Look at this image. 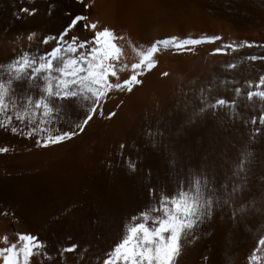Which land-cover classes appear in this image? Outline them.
Instances as JSON below:
<instances>
[{
    "label": "bare ground",
    "instance_id": "obj_1",
    "mask_svg": "<svg viewBox=\"0 0 264 264\" xmlns=\"http://www.w3.org/2000/svg\"><path fill=\"white\" fill-rule=\"evenodd\" d=\"M73 14L124 37L117 41L121 67L138 59L140 46L158 39H201V34L221 39L154 53V67L139 77L142 83L112 91L71 139L42 147L18 121L12 122L16 133L0 128V147L6 148L0 153V213H9L0 214V238H6L0 247L14 242L17 232H28L51 257L37 256L30 264H98L97 257L122 238L129 218L152 202L149 187L171 194L199 171L217 187L231 191L240 183L243 190L232 207L220 200L195 240L182 239L176 264H248L264 236V122L253 119L264 113V99L246 95L264 77V0H0V63L55 47ZM90 35L75 27L68 38ZM129 74L120 72V78ZM202 97L209 102L235 97L237 103L231 113L208 111L186 123ZM83 111L66 105L54 130H68ZM149 129L157 135L150 136ZM242 153L247 161L240 180L234 172ZM242 205L233 220V210ZM70 243L78 249L62 259L60 249ZM258 254L264 257V247Z\"/></svg>",
    "mask_w": 264,
    "mask_h": 264
},
{
    "label": "snow or ice",
    "instance_id": "obj_2",
    "mask_svg": "<svg viewBox=\"0 0 264 264\" xmlns=\"http://www.w3.org/2000/svg\"><path fill=\"white\" fill-rule=\"evenodd\" d=\"M84 8L88 9L89 5L85 4ZM20 11L31 14L35 10ZM75 27L90 31V37L81 40L71 36L69 39L68 35ZM121 39L124 37L117 36L112 29L102 27L97 30V24L89 23L85 15L73 14L55 37V47L39 56H32L27 51L18 53L8 62L0 63V128L8 127L16 133L18 129L12 127V122L18 121L24 125L28 135L36 136V144L42 147L71 139L100 111V105L112 91H131L134 85L142 83L139 77L154 67V53L168 47L179 49L202 41L212 42L221 37L201 34V39L178 41L176 36L158 39L150 46H140L138 59L130 64L125 63L123 67L120 65L123 49L117 43ZM48 40L49 37L45 36L42 42L47 43ZM224 47L231 48L232 45ZM133 50L136 51L135 47ZM222 50L215 49L217 52ZM233 67L232 64L227 65L229 69ZM129 71L131 74L126 78H120V72ZM253 87L257 91H247V97L264 99V77L260 84ZM235 92L240 94L241 90L237 88ZM236 103L235 97L231 100L218 97L211 102L202 97L200 107L185 118L186 123L199 119L208 111L231 113ZM73 104L84 109L79 121L74 122L68 130H54L53 126L63 114L65 106L71 107ZM112 115V112L108 113L109 117ZM253 119L264 122V113ZM149 135L155 137L157 132L149 129ZM5 151L6 148L0 147V153ZM246 161L247 153H242L234 172L240 180L244 179L241 173L245 170ZM127 167L134 169V163L127 160ZM242 190L240 183H234L231 191L224 185L217 187L210 177L199 171L192 173L186 183L180 182L177 190L171 194H157L156 189L149 187L147 191L152 202L129 218L130 223L126 224L122 238L102 258L97 257L98 264H176L182 239L191 237V240H195L200 226L211 218L216 208L221 207L220 200L223 199V206L232 207L230 201ZM242 211L243 205L234 209L233 220ZM15 236L14 242L0 247V264H30L31 258L37 256L51 259L45 244L36 235L17 232ZM0 239L6 241V238ZM262 247L264 236L256 241L248 256V264H261L264 257L258 254V250ZM77 249L76 243L61 248V258L64 253Z\"/></svg>",
    "mask_w": 264,
    "mask_h": 264
}]
</instances>
